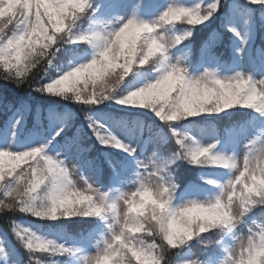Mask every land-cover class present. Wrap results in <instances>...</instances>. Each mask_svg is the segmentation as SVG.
<instances>
[{"label":"snow or ice","instance_id":"obj_1","mask_svg":"<svg viewBox=\"0 0 264 264\" xmlns=\"http://www.w3.org/2000/svg\"><path fill=\"white\" fill-rule=\"evenodd\" d=\"M144 8L141 0H0V81L17 87L27 83L35 92L83 107L111 100L143 109L159 121L145 125L136 120L121 136L85 112L88 130L105 150L102 168L98 157H89L91 145H84L81 131L70 136L65 131L72 113L50 111L54 128L46 139L20 150L10 143L0 147L3 231L24 250L29 264H60L45 261V255L75 256L78 264H264V219L251 215L264 207V127L237 152L217 149L215 140L200 143L175 126L234 107L264 117V43L254 40L258 26L264 27V0H162L149 18L141 15ZM221 14L222 30L212 29L200 46L201 70L190 72V49L179 55L172 50ZM220 45L230 63H225L224 50L218 51ZM62 50L71 52L72 59L54 64ZM242 61L250 68L241 67ZM50 67L55 75L32 79L37 68L47 72ZM135 75L141 82L129 87ZM19 112L13 129L21 121ZM168 141H174V151L165 148ZM177 160L224 169L227 176H201L205 184L215 185L214 194L174 206ZM105 171L107 190L102 191ZM153 201L163 202L164 208ZM193 205H219L226 215L219 220L196 217L173 235L168 222ZM17 213L95 218V223L79 244H68L37 235L14 219ZM147 220L158 225L154 235ZM146 233L149 242L138 239ZM241 239L246 243L237 251ZM193 242L202 246L199 253ZM0 264H19L10 243H0Z\"/></svg>","mask_w":264,"mask_h":264},{"label":"trees","instance_id":"obj_2","mask_svg":"<svg viewBox=\"0 0 264 264\" xmlns=\"http://www.w3.org/2000/svg\"><path fill=\"white\" fill-rule=\"evenodd\" d=\"M153 0H150L151 3ZM231 2V0H229ZM226 11V10H225ZM223 19V14L211 23L209 27L204 25L198 26L197 29L193 31L191 41L193 42V62H198L200 59V46L203 40L207 37L208 33L212 29L218 31L222 30L221 21ZM228 37L231 38V35L228 34ZM256 44L264 43V27L257 28V38ZM68 48H75V45L67 46ZM90 50V49H89ZM224 50L223 46H218V51ZM225 52V63H230L228 60V51ZM72 56V53L69 51L62 50L60 53H57V57L54 59V64L66 63L68 62L69 57ZM55 68H48L47 72H44L42 69L37 68L32 76L33 80L40 78L41 76L46 80L50 76L55 75ZM22 105H26L27 109L24 110ZM21 108L22 111H25L27 114V119L24 124V130L21 135V139L30 138L34 135L35 132L41 133L46 137L49 136V123H50V111H55L58 114H63L65 112L72 113V119L70 121V127L66 128L67 134L70 136L77 130L81 131V135L84 137L83 143L85 146L91 145V151L88 153L89 157H98L99 162L102 168H106L103 164V157L101 153L105 151L101 149L98 144L95 142V138L91 135V132L88 130L87 121L85 120V112L90 114L94 119L100 121L97 115H107L109 117L119 120L121 123L124 122L129 127H132L133 122L136 120H142L145 125L159 124V121L156 120L154 116L150 113L144 115V110L139 108L129 109L125 106L116 104L111 100L104 101L100 104H95L90 107H83L80 105H75L67 99H61L58 96H49L42 95L41 93L33 91L32 87L28 86L27 83L17 87L11 82L0 81V134L3 127L8 123L12 113L16 109ZM232 110H227V112H221L219 115H199L187 120H181L175 122V126L178 132L184 130L185 124H190L188 122H197L205 123L211 122L216 125L217 133L222 138H227L231 133V130L238 125H241L245 121H249L253 127L259 121V114L255 113L253 110L243 107H234ZM123 118V119H120ZM101 122V121H100ZM102 123V122H101ZM104 124V123H103ZM192 124V123H191ZM58 138L57 140H59ZM165 148L168 151L175 150L174 141H169L165 144ZM115 151V150H112ZM216 168V167H197L190 164L187 160H179L175 165V172L173 173L176 177L177 190H180L191 183H197L199 174L203 169ZM108 173L107 171L101 176L100 182L107 184ZM264 213V207H257L252 210L251 215L256 218H264L261 214ZM21 225H25L26 222L37 225L40 229L46 231H62L64 233L63 240L68 242L69 239L80 238L82 235L90 232L95 223V218H84V217H72V218H37L30 214L26 213H17L14 217ZM6 221L0 218V232L2 235L9 239L17 252L20 254L21 261L23 264H29L28 257L25 254L24 250L19 247L14 238L10 233L6 234L3 231ZM202 250V246L195 244L193 242V251L199 253ZM45 261H56L58 260L61 264L68 259L58 258L57 256H47L42 257Z\"/></svg>","mask_w":264,"mask_h":264},{"label":"rangeland","instance_id":"obj_3","mask_svg":"<svg viewBox=\"0 0 264 264\" xmlns=\"http://www.w3.org/2000/svg\"><path fill=\"white\" fill-rule=\"evenodd\" d=\"M142 4L145 6L144 10L142 11L141 15H143L145 18H149L151 16H154L156 14V11H158L159 6L162 4V0H153L151 3L150 0H141ZM185 2H190V0H185ZM174 31H179V27L176 29H173ZM218 31V30H217ZM231 35V33H229ZM193 35V34H192ZM192 37V36H191ZM191 37L188 39V41L182 42L181 45H178L175 49H173V52H176L177 55H179L185 47L190 49V54H189V71L190 72H198L201 69L198 68V64L200 63L201 56L198 62H193V42L191 41ZM257 38V31L254 37V40L256 42ZM231 39H234L231 35ZM238 44V41H237ZM91 51V50H89ZM69 59H72V56L69 57ZM68 59V60H69ZM67 63V62H66ZM241 67L248 69L250 68V65L247 64L246 61L241 62ZM224 74H230V72L227 70L226 67H222L220 69ZM141 82L140 78L138 75H135L133 77V81L129 87H134V86H139V83ZM232 110V109H230ZM14 111L8 121V123L3 127L1 134H0V147L6 145V144H11V147L16 150L24 149L27 147H30L33 144H36L40 141H43L47 137L45 135H42L41 133L35 132L34 135H32L30 138H25L21 139V135L24 130V124L27 119V114L25 111L16 113L17 115L21 116V121L20 123L16 126L15 129L12 128V123L15 119ZM97 117L100 119L102 123L106 125V127L109 128V130L115 132L117 135L124 136L125 132L127 129L131 128L126 123L120 122L117 123L118 120L115 118L109 117L107 115H97ZM192 123L190 126L189 124H185L183 133H187L189 136L193 137L196 141L200 143H206V142H212L213 140L218 141L217 143V149L219 150H235L237 152L242 151L244 147V143L250 137L253 135L254 132L260 127H264V117H259L258 123L255 124V127L247 120L243 122L241 125L236 126L231 130V133L227 138H222L218 133H217V128L214 123L211 122H205V123H197V122H188ZM54 128V121L50 117V123H49V131L51 135V132ZM67 129H65L66 131ZM13 132L15 135H13ZM59 138V137H58ZM57 138V139H58ZM169 142V141H168ZM167 143V142H166ZM179 160L176 161L178 163ZM86 174H92L94 173H89L88 170H86ZM174 175V174H173ZM201 176H206V177H211L216 180H223L227 176V170L220 169V168H209V169H203V171L199 174L198 181L197 183H191L190 185L177 190L173 193V200L172 204L175 206L177 204L182 203L185 199L195 197L197 199L204 200L206 198H210L212 194L215 192V185H207L205 184L200 177ZM74 178L78 179V173L77 176H74ZM101 179V177H100ZM107 190V184H105V187L102 189V191ZM257 219H264V218H257ZM24 227L29 228L33 232H35L37 235H40L42 237L48 238L55 240L57 242H60L63 240V237L65 236L62 231H46L43 229H40L37 227V225H33L30 222H26ZM240 231H245L246 234V229L243 224L239 226ZM81 242V237L80 238H74V239H69L68 244H79ZM0 243H10L11 248H12V253H13V259H17L19 264H23L21 261L20 254L17 252L16 248L14 247L13 243L5 238L2 233L0 232ZM58 258H66L65 256H57ZM68 259L67 264H78V258L73 256V257H67ZM58 261V260H56ZM61 264V263H60Z\"/></svg>","mask_w":264,"mask_h":264},{"label":"clouds","instance_id":"obj_4","mask_svg":"<svg viewBox=\"0 0 264 264\" xmlns=\"http://www.w3.org/2000/svg\"><path fill=\"white\" fill-rule=\"evenodd\" d=\"M262 186H264V182H262ZM145 199L151 200L152 197L150 194H145ZM153 203H156L157 207L160 209L164 208L163 202L153 201ZM142 206H143V202L141 203L139 207H142ZM238 211H239L238 207L234 206L233 207L234 214H238ZM125 213H126V208L123 204H121V220L122 221L125 218ZM225 215L226 213L222 210V208L219 205H217L214 208H206V207L199 206V205H193L192 207L188 208L186 212L182 214L180 217L173 218L168 223H169V227L172 229L173 235H175L177 231L182 229L187 222L191 221L192 219L196 217H201V218L210 217V218L219 220ZM146 222L149 225L150 234L154 235L159 230L158 225L153 223L151 220H147ZM138 239L143 240L145 242H149L150 236L149 234L146 233L145 235L138 237ZM244 243H246L245 239L236 241L237 251L239 250V247Z\"/></svg>","mask_w":264,"mask_h":264}]
</instances>
